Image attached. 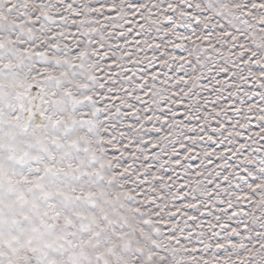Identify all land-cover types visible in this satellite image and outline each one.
<instances>
[{"label":"snow or ice","instance_id":"1","mask_svg":"<svg viewBox=\"0 0 264 264\" xmlns=\"http://www.w3.org/2000/svg\"><path fill=\"white\" fill-rule=\"evenodd\" d=\"M41 3L49 48L87 73L110 154L161 234L200 264H234L264 194V0Z\"/></svg>","mask_w":264,"mask_h":264},{"label":"rangeland","instance_id":"2","mask_svg":"<svg viewBox=\"0 0 264 264\" xmlns=\"http://www.w3.org/2000/svg\"><path fill=\"white\" fill-rule=\"evenodd\" d=\"M46 15L41 0H0V264H200L123 178L87 73L49 48ZM247 222L234 264H264V194Z\"/></svg>","mask_w":264,"mask_h":264},{"label":"bare ground","instance_id":"3","mask_svg":"<svg viewBox=\"0 0 264 264\" xmlns=\"http://www.w3.org/2000/svg\"><path fill=\"white\" fill-rule=\"evenodd\" d=\"M26 105H27V104H26ZM25 108H27V106H26Z\"/></svg>","mask_w":264,"mask_h":264}]
</instances>
